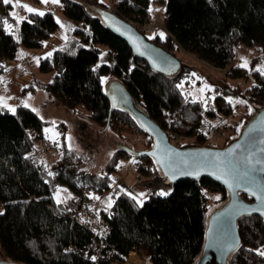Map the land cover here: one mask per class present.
I'll list each match as a JSON object with an SVG mask.
<instances>
[{
	"label": "trees",
	"instance_id": "16d2710c",
	"mask_svg": "<svg viewBox=\"0 0 264 264\" xmlns=\"http://www.w3.org/2000/svg\"><path fill=\"white\" fill-rule=\"evenodd\" d=\"M165 2L162 19L165 38L162 40L157 36L150 41L144 36L149 43L171 55L175 50H181L214 69L223 70L229 67L240 45L259 44L264 51V0ZM112 3L113 10L100 5L95 11L102 10L120 18L140 33L137 25L141 26L147 20L150 1L112 0ZM61 5L62 15L74 24V29L65 45L50 57L39 60V71L52 74L50 83L42 86L44 90L67 109L75 111L79 106L83 107L89 120L101 130L106 127L121 137L124 132L142 136L148 150L151 139L140 131L129 115L117 109L109 112L110 104L104 95L101 77L117 80L163 132L170 130L182 138H193L195 145L190 146L192 148L206 147V133L210 130L206 118L229 116L233 111L222 94L206 107L200 101L193 102L177 87L189 77L190 66L179 62L178 69L165 75L153 71L145 61L134 57L128 46L103 24L99 15H92L84 4L77 0H62ZM26 18L17 33L24 47H41L43 41L58 29L49 12L43 16L28 14ZM4 20L15 24L8 6L0 0V75L3 62L14 58L18 45L5 31ZM98 46L105 47L107 52L103 54ZM226 74L229 77L242 75L239 68L231 67ZM246 94L251 105L263 108L264 76L255 73V85ZM237 125L227 131L239 135L242 128ZM44 127L40 117L27 107H18L13 114L0 107L2 259L18 264H127L130 252H138L147 264H195L205 241L207 194L219 193L220 201L225 204L228 200L225 190L206 178L180 180L173 184L169 196L162 198L152 193L143 199L142 205L137 204L132 197L113 187L116 180H112L111 175L125 159L135 161V164L156 166L150 157L133 155L118 148L104 165L103 173L98 174L78 169L83 157L64 148L59 161L48 170L34 152L35 143L45 139ZM137 172L145 177L149 175L142 168ZM157 174L162 179L158 168ZM60 186L74 194L83 187L98 193H114L112 207L105 206L101 213L109 227L106 243L112 256L108 261L99 259L95 262L89 255H83L92 236L68 216L64 203L54 201L53 196ZM241 196L246 202L251 201ZM237 227L241 242L228 256L226 264H247L249 260L264 259L255 252V249L264 248V220L243 217L237 221Z\"/></svg>",
	"mask_w": 264,
	"mask_h": 264
},
{
	"label": "rangeland",
	"instance_id": "374dc122",
	"mask_svg": "<svg viewBox=\"0 0 264 264\" xmlns=\"http://www.w3.org/2000/svg\"><path fill=\"white\" fill-rule=\"evenodd\" d=\"M77 1L84 4L92 15L97 16L95 10L100 7V5L102 8L109 7L113 10L112 0H96L95 3L93 0ZM149 1L150 4L147 9V20L141 24V26L137 25V28L139 31H142L143 28L150 29L145 34L147 39L150 36L154 38L159 36L155 34L160 32H163L166 36L162 23L166 2L165 0ZM19 3L30 5L31 7L44 13L49 12L55 18L56 23L57 20H59L63 25H65L64 28H61L60 24L57 23L58 29L50 35V37L44 40L43 44L39 48L32 49L24 47L17 39V33L16 35L11 34L18 43L16 54L11 60L3 62V70L0 75V80L3 81L0 82V98H4V101L8 105L7 108H4L7 109L10 114H13L14 112L9 109L16 110L18 107H25L24 105L26 103L28 105L27 108L33 111L34 114L39 116L45 123V127L43 129L45 139L37 141L34 145L36 158L44 163L46 168L49 170L52 165L59 161L64 148H66L67 150H72L83 157L77 165L78 169H83L90 173L94 172L102 174L104 165L110 160L114 152L120 146H126L134 152L145 151L147 141L142 136L124 132L121 137L110 132L106 127L101 130L96 124L89 120L88 113H86L83 107L79 106V108L75 111L69 108L67 109L59 104L50 93L42 88L45 84L50 83L52 74L42 73L39 71V60L47 57L49 52L53 53L55 50L65 45L69 39L68 36L70 35V32L74 29V24L70 22L66 16L62 15V0H59L58 4L48 3L47 5L41 3L40 0H19ZM7 6L9 15L10 13L15 12L19 16L27 17L29 14L21 7L14 8L11 4ZM150 7L154 9L151 13L149 12ZM155 9H159V11H155ZM11 25L13 26V31H15L16 24ZM62 37H67V40ZM149 40L151 41L152 39ZM98 47L102 49L103 54L104 52H107L105 47ZM235 52L236 53L231 59L229 67L223 70L214 69L210 65L204 64L198 59L196 60L193 56L187 53L185 54L181 50H175L173 53L179 62L192 68V72L187 80L179 83V85H183L180 87V90L186 97L188 96L196 102H202L204 107H206L208 103L213 104L215 97L220 94H222L226 100L228 97H231L233 101L239 99L246 102L231 104L233 111L229 116L221 115L219 117L206 118L207 125L210 130L211 127L220 129V133L218 135H214L209 138L207 137L208 132L206 133L207 141L205 142V146L211 149L223 148L225 145L232 142L238 135L235 132H231V130L227 131V128H229L228 126L232 127L238 124L237 126L239 127L241 119H243L245 123V121L249 119L255 111L264 109V107L262 108V106L259 105H251L248 95L246 94V91L252 89L255 85V73H259L257 71L250 70L259 66L261 62L264 61V51L261 49L259 44H253L251 47L240 45ZM241 58H245L250 62L247 69L238 67V65L242 63ZM230 67L233 69L239 68L242 75L227 76L226 73L229 71ZM193 73L195 75H193ZM105 79L106 83L112 80L109 78ZM205 84L212 89L211 91L206 90L203 93L204 100H207V104L200 99L201 93L199 91V89L204 87ZM209 97H213V99H208ZM246 107L248 109L247 112ZM245 114H247L248 117L246 116L244 118ZM243 121L241 123H243ZM224 127L225 129H223ZM46 129H52L53 131L46 132ZM180 142V147H190L195 145L193 138L181 137ZM118 165L119 167H117L115 173L111 175L112 180H119L122 183L121 188L124 190L129 189L130 194L133 196L142 193L140 185L146 186L143 184L146 182L141 181V183L139 180L137 181L136 174L138 172L136 170L137 168L133 164V161L125 159L120 161ZM126 169L127 173L125 172ZM57 189L60 190V198L63 201L62 203L68 202V200L72 199L68 197H74L75 195L74 194L72 196L73 192L65 186H60ZM56 192L53 196L55 202H57L55 198ZM207 195L208 210L206 212V223L217 209L224 206V204L220 201L221 196L219 193L210 192ZM145 197L146 195L143 196V198ZM216 197H219V199L217 200ZM109 198L114 202L112 195L108 197L106 196L102 201L103 207L107 205ZM2 210L3 205L0 203V213ZM131 254L136 256V260L133 262H130V259H132ZM131 254L129 255L127 263L138 264L141 256L139 257L136 252H131ZM2 256L3 255L0 252V261L8 263L7 260L1 258Z\"/></svg>",
	"mask_w": 264,
	"mask_h": 264
},
{
	"label": "water",
	"instance_id": "95a60500",
	"mask_svg": "<svg viewBox=\"0 0 264 264\" xmlns=\"http://www.w3.org/2000/svg\"><path fill=\"white\" fill-rule=\"evenodd\" d=\"M96 13L103 24L128 46L134 57L145 61L153 71L165 75L171 74L180 67L175 56L149 43L144 34H140L132 24L102 10H97ZM137 48H139V51H137ZM103 91L110 104L109 112L111 113L113 109L125 112L136 122L140 131L151 139L152 143L151 148L143 152H134L126 146H120L119 148L133 155L150 157L159 169L163 180L168 186H171L170 193L173 190V184L180 182V180L197 181L202 178L209 179L226 191L228 200L223 207L217 209L210 216L206 223L205 241L195 262V264H226L228 256L238 249L241 242L237 221L247 216L259 217L264 220V215H261L260 211H253L254 209H264V204L257 199L258 195H264V151H262L264 150V143H261L264 140V109L255 111L243 124L238 137L223 148H178L168 141L166 133L139 108L136 100L131 97L122 83L117 80H110L103 86ZM113 104L116 106L113 107ZM237 145H240V147L237 148ZM168 150H171L170 155ZM229 150H232L231 158L239 159L253 153V160L261 161L260 164H255L252 172L254 184L241 182L239 188L235 187V184L230 187L228 183H225L226 178L212 167H205L198 177L179 174V171L185 170L181 163L183 161H188L189 164L192 162L207 164L208 161L213 159H225L224 156L217 157V154L227 153ZM161 160H163V163L159 162ZM168 163H175L181 165V167L173 173L166 167ZM173 175L175 178H170ZM217 176H220V178L217 179ZM241 195L250 198L251 201L246 202ZM225 239L234 245L233 251L226 253L221 250L219 242ZM0 264L18 263L0 261Z\"/></svg>",
	"mask_w": 264,
	"mask_h": 264
},
{
	"label": "snow or ice",
	"instance_id": "6c2138e0",
	"mask_svg": "<svg viewBox=\"0 0 264 264\" xmlns=\"http://www.w3.org/2000/svg\"><path fill=\"white\" fill-rule=\"evenodd\" d=\"M40 2L45 4V5H47L48 3L58 4L59 0H40ZM2 3L4 5H10L11 4L14 8L15 7H21L29 14H34V15H39V16L45 15L44 12L39 11L38 9H35V8L31 7L30 5L19 3V0H2ZM152 11H154V9H152L150 7L149 12L151 13ZM155 11H159V9H155ZM10 15L15 19V24H16L15 31H13V26L11 24H9L7 20L3 21V27H4L5 31H7L9 34L16 35V33H18V31H19L20 23L22 21H24L26 19V17L19 16L15 12L10 13ZM27 22L32 23L31 20H28ZM57 23L60 24L61 28L65 27V25H63L59 20H57ZM155 35H159V37L162 40L165 38V35L163 32L157 33ZM62 38L67 40V37H62ZM153 38L154 37H152V36L148 37V39H153ZM17 39H18V37H17ZM137 51H139V48H137ZM51 55H52L51 52H49L47 54L48 57H50ZM141 55H143V53H141ZM241 59H242V63L240 65H238V67L247 69L249 67L250 62L245 58H241ZM37 62H39V61H37ZM93 71H95V69H93ZM250 71H257V72H259L260 75L264 76V61H262L259 66L255 67L254 69H251ZM193 75H195V74L193 73ZM0 82H3V81L0 80ZM104 83H106V79L101 77V84H104ZM182 86H183L182 84L177 85L178 88L182 87ZM206 90L211 91L212 89L207 84H205L204 87L199 89V91L201 93L200 99L205 104H207V100H204L203 93ZM208 99H213V97H209ZM193 102H195V101H193ZM227 102L229 104L246 103L245 101H242L239 99L233 101V99L231 97L227 98ZM24 106L27 107L28 105L25 103ZM115 106L116 105L113 104V107H115ZM0 107H5V108L8 107V105L4 101V98H0ZM9 110L13 111V112L15 111V109H9ZM45 131L51 132L53 130L52 129H46ZM261 143H264V140H262ZM236 147L239 148L240 145H237ZM262 151H264V150H262ZM168 154L169 155L171 154V150H168ZM253 155H254L253 153H249L247 156H243L239 159L231 158L232 157V150H229L227 153L217 154V157L224 156L225 159H223V160L213 159L211 161H208L207 164H204L202 162H192L191 164H189L188 161H183L181 163H182L183 168L185 170L179 171V174H181V175H192V176L198 177L201 174V171L205 167H212L215 170H217L218 172H220L221 175H223L226 178L225 183H228L230 187L233 186V184H235V187L239 188L241 182H246L248 184H254V178L252 177V172L254 171L255 164H260L261 161L260 160L254 161ZM133 162H135V161H133ZM159 162L163 163V160H161ZM118 167H119V165H118ZM166 167L171 172L175 173L180 169L181 165H177L175 163H168L166 165ZM188 169H190V170H188ZM49 175H52V173H49ZM170 178L174 179L175 176L173 175ZM219 178H220V176H217V179H219ZM158 194L161 196L168 195L167 192H163V191L158 193ZM143 196H144V193H140V194H137L135 196H132V199L136 200L137 204L142 205L143 200L140 199V197H143ZM55 198H56L57 203L63 202L60 198V190L59 189H57ZM68 198H71V197H68ZM90 198L98 199V197H94V196H90ZM216 199L218 200L219 197H216ZM257 199L262 204H264V195H258ZM112 203H113V201L109 198L106 207L111 208ZM253 211H260L261 215H264V209H254ZM219 243H220L221 250L225 251L226 253L234 250V245L230 241H228L227 239L220 241ZM249 251H252V250L250 249ZM255 252L258 256L264 257V248L255 249ZM91 259L93 261H95L96 257H91Z\"/></svg>",
	"mask_w": 264,
	"mask_h": 264
},
{
	"label": "built area",
	"instance_id": "2783aa9c",
	"mask_svg": "<svg viewBox=\"0 0 264 264\" xmlns=\"http://www.w3.org/2000/svg\"><path fill=\"white\" fill-rule=\"evenodd\" d=\"M149 30L150 29L143 28L140 32L145 35ZM223 129H225V127ZM165 133L168 141L174 146H178L179 143H181V137L179 134L177 135L170 130H167V132ZM219 133V128L211 127V130H209V132L207 133V137L209 138L211 136L218 135ZM134 166L137 169L142 168L145 171H148V176L153 179L150 182V179H146L143 174H137V181L139 180L140 182H146L143 184H145V187H147V194L153 193L159 197L164 198V196L167 195L161 196L158 193L162 191L167 192L168 194L170 193L171 186L165 184L164 181L159 177V175L157 174L156 166L145 163H136ZM115 187L118 189L120 188L121 190H119L122 191L125 195L127 194L128 196L132 197L129 190H124L123 188H121L122 183L120 181L115 182L114 188ZM109 194H111L110 191L105 193H98L96 191H93L92 189L83 187L77 194L74 195V197H72L71 200H68V202L64 203V211L68 214V216L91 234L92 241L86 247L83 255L87 254L90 257H96L95 262H97L99 259L108 261L112 256V250L108 248V243H106L107 235L109 234L108 223L107 221L105 222L101 217L102 210H104L102 201ZM90 196L98 197V199H92L90 198ZM136 254L139 255L138 252H136ZM247 264H264V259H260V261L249 260Z\"/></svg>",
	"mask_w": 264,
	"mask_h": 264
},
{
	"label": "crops",
	"instance_id": "0c3cea01",
	"mask_svg": "<svg viewBox=\"0 0 264 264\" xmlns=\"http://www.w3.org/2000/svg\"><path fill=\"white\" fill-rule=\"evenodd\" d=\"M228 127H230V126H228ZM133 164L135 165V162H133ZM129 167H130V166H129ZM122 169H123V167H122ZM124 169H125V168H124ZM127 169H129V168H127ZM127 169H126V171H125L126 173H127ZM136 170H137V169H136ZM124 174H125V173H124ZM137 174H138V173H137ZM137 174H136V176H137ZM145 178H146V179H150V182L153 180V179L150 178L148 175H147V177H145ZM135 179H136V178H135ZM115 180H116V179H115ZM115 180H114V181H115ZM118 181H119V180H118ZM135 182H136V181H135ZM164 183H166V182H164ZM140 187L142 188V193H145L144 195L147 196V195H148L147 192H146V188H147V187H145V186H141V185H140ZM126 190H129V189H126ZM129 191H130V190H129ZM113 194H114V193L109 194L108 196H111V195L113 196ZM73 195H74V193L72 194V196H73ZM108 196H107V197H108ZM131 196H133V195L131 194ZM71 198H72V197H71ZM71 198H70V199H71ZM140 198H141V199H145V198H143V197H140ZM102 204H103V203H102ZM104 207H105V206H104ZM130 253H131V252H130ZM138 254H139V257L141 256V259H140L139 263H140V264H147L146 261H145V257H144L142 254H140V253H138ZM139 263H138V264H139Z\"/></svg>",
	"mask_w": 264,
	"mask_h": 264
},
{
	"label": "bare ground",
	"instance_id": "6f19581e",
	"mask_svg": "<svg viewBox=\"0 0 264 264\" xmlns=\"http://www.w3.org/2000/svg\"><path fill=\"white\" fill-rule=\"evenodd\" d=\"M131 257H132V259H130V262H133V261L136 260V256H135V255H132ZM133 257H134V258H133Z\"/></svg>",
	"mask_w": 264,
	"mask_h": 264
}]
</instances>
